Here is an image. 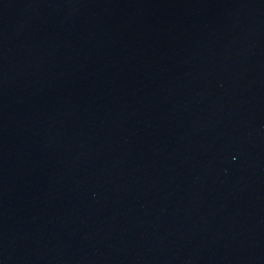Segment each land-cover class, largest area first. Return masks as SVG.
Returning <instances> with one entry per match:
<instances>
[{"label":"water","instance_id":"95a60500","mask_svg":"<svg viewBox=\"0 0 264 264\" xmlns=\"http://www.w3.org/2000/svg\"><path fill=\"white\" fill-rule=\"evenodd\" d=\"M0 76L176 264H264V0H0Z\"/></svg>","mask_w":264,"mask_h":264}]
</instances>
